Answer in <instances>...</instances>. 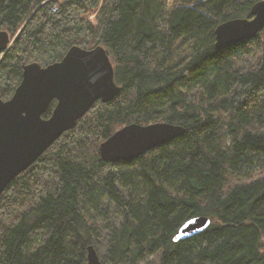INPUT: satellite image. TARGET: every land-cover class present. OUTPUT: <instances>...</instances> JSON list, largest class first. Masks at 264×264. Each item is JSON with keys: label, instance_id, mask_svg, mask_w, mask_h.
Instances as JSON below:
<instances>
[{"label": "trees", "instance_id": "trees-1", "mask_svg": "<svg viewBox=\"0 0 264 264\" xmlns=\"http://www.w3.org/2000/svg\"><path fill=\"white\" fill-rule=\"evenodd\" d=\"M257 1L0 0L12 40L3 100L24 64L59 61L73 45L104 46L121 86L1 194L0 264H86L100 227L108 264H264V30L214 48L215 28L249 18ZM155 122L185 132L132 161L100 159L115 131ZM195 216L211 225L173 242Z\"/></svg>", "mask_w": 264, "mask_h": 264}, {"label": "water", "instance_id": "water-1", "mask_svg": "<svg viewBox=\"0 0 264 264\" xmlns=\"http://www.w3.org/2000/svg\"><path fill=\"white\" fill-rule=\"evenodd\" d=\"M264 30V0L253 4L249 18H234L214 30V48L221 51L254 39ZM12 40L0 29V55ZM111 59L104 46L90 49L71 46L61 60L22 66V76L12 96H0V196L8 184L29 168L56 139L74 129L98 101L107 103L120 92ZM54 104L50 115H43ZM185 129L169 122L147 125L130 123L99 144L106 164L137 159L154 148L181 137ZM211 225L207 216L191 217L174 233L179 242L204 232ZM86 264H103L93 245L86 248Z\"/></svg>", "mask_w": 264, "mask_h": 264}, {"label": "rangeland", "instance_id": "rangeland-1", "mask_svg": "<svg viewBox=\"0 0 264 264\" xmlns=\"http://www.w3.org/2000/svg\"><path fill=\"white\" fill-rule=\"evenodd\" d=\"M57 1H58V3H64L67 0H57ZM167 2L172 4L173 0H167ZM93 17H94L93 14L89 15V19L92 22H94V18ZM97 225L103 226V223L97 222ZM99 232H100V239L98 241L99 246H97V251H98V254L101 256V258L103 260V264H108L107 260L105 259V256H104V249H105V247L108 246L106 231H104L100 227Z\"/></svg>", "mask_w": 264, "mask_h": 264}]
</instances>
